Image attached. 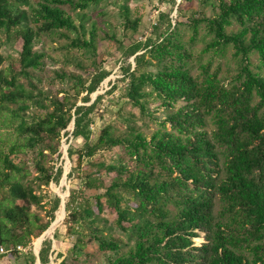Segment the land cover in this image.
<instances>
[{"label":"trees","instance_id":"obj_1","mask_svg":"<svg viewBox=\"0 0 264 264\" xmlns=\"http://www.w3.org/2000/svg\"><path fill=\"white\" fill-rule=\"evenodd\" d=\"M101 1L0 0V247L5 255L18 256V246L28 249L55 220L46 222L33 212L41 198L25 180L33 167L50 185L54 177L48 166L73 120L72 111L81 95L94 92L102 80L89 88L82 76L62 71L57 78L73 80V86L63 98L50 96L32 78L46 56L36 45L45 36L60 35L68 37L66 48L96 57L97 26L88 29L86 18L74 20L66 10L80 13ZM198 2L201 8L211 7L213 15L191 21L192 38L205 23L213 34L207 49L233 47L239 60L235 82L226 84L210 64L195 74L184 45L172 35L161 36L150 52L157 72L133 76L128 94L142 114L148 97L172 111L164 124L170 131L148 140L142 133L123 137L107 126L94 144L77 152L73 166L74 179L86 189H105L97 197L98 210L106 199L116 228L130 233L135 244L123 252L124 243L105 235L89 201L79 205V192L70 189L63 225L76 239L75 258L97 243L111 255L107 264H264V0ZM129 16L124 8L125 28L136 32L139 20ZM18 43L19 68L1 53ZM74 66L87 71L82 62ZM31 106L45 113L21 117ZM117 147L126 149L139 167L99 166L109 179L105 188L101 176L86 175L82 167L85 159ZM129 202L138 206L132 209ZM201 235L205 243L198 247L194 240Z\"/></svg>","mask_w":264,"mask_h":264},{"label":"rangeland","instance_id":"obj_2","mask_svg":"<svg viewBox=\"0 0 264 264\" xmlns=\"http://www.w3.org/2000/svg\"><path fill=\"white\" fill-rule=\"evenodd\" d=\"M124 8L129 10L131 20H139V27L136 32L125 28L123 17ZM188 8V9H187ZM25 10H29L26 6ZM74 20L86 18L85 23L88 29L96 25L97 52L96 57L85 51L70 49L67 52L68 37L60 35L45 36L36 45V50L46 53L43 65L34 71L33 80L45 93L50 96L63 98L72 88L73 80L61 81L56 74L66 71L69 74L82 76L87 81V87H92L95 81L99 80L97 89L89 94L85 92L77 102L76 108L72 111L73 120L69 127L62 132L60 149L54 156V162L49 163V169L53 174V180L49 186H45L41 176L31 167L30 175L25 183L33 187L34 193L41 198L38 206H33L35 214L42 216L47 222L55 218L49 230L39 239H36L27 252L19 253L18 256L3 255L0 260L2 264H107L110 253L102 252L97 243L87 245L85 256L75 258L71 250L75 244V237L67 234V228L63 225L66 214V202L69 197V190L79 192L78 204L88 207L96 216H99L100 223L105 235L110 234L124 243L123 252L134 246L135 242L130 233H124L116 228V220L112 210L106 204V199L100 201L103 210H98V198L104 195L105 189H86L79 180L74 179L73 172L76 154L88 146L94 144L105 127L112 126L118 135L132 137L131 134L142 133L148 140L157 133L170 131V126L164 127L172 111L162 107L160 101L155 97H148L146 102V113L142 114L129 98L130 81L133 76H140L141 73H155L158 70L157 63L151 60L152 47L163 41L161 36L172 35L178 39L187 52L192 55L189 64L195 74L200 71L198 68L203 64H210L212 70H218L220 78L226 84H234L238 73L239 60L234 56L233 47L223 49H207L213 41V34L205 23L200 24L199 34L193 39L191 21L203 17H211V7L201 8L198 0H104L98 4H90L84 10L72 12L66 10ZM79 24V23H78ZM238 28V26H235ZM64 36L70 32L63 31ZM105 34L113 37L107 38ZM164 36V37H165ZM14 45V47H13ZM8 44L1 53L13 60L19 68L20 43ZM13 47V48H12ZM72 64L70 62L74 61ZM251 60L257 64V55H252ZM82 62L87 69L86 72L74 66ZM21 84L27 85L25 78L20 79ZM71 94H74L71 92ZM49 106L48 101L45 103ZM181 105H177L178 110ZM174 112V111H173ZM43 109L31 106L25 110L21 117L30 118L36 115L42 116ZM132 130V132H128ZM71 153V156H70ZM121 166L126 165L134 170L139 167V162L131 158L129 152L121 147L108 151L98 152L95 156L85 159L83 172L89 176H101L103 183L109 185V179L105 173L100 174L99 166ZM156 172H161L156 166ZM40 178V180H39ZM129 206L135 209L138 204L129 202ZM175 212L173 207H170ZM205 243L201 235L194 240L196 246ZM42 253V256L40 254ZM45 258V261H44Z\"/></svg>","mask_w":264,"mask_h":264},{"label":"built area","instance_id":"obj_3","mask_svg":"<svg viewBox=\"0 0 264 264\" xmlns=\"http://www.w3.org/2000/svg\"><path fill=\"white\" fill-rule=\"evenodd\" d=\"M19 253H23V252H27V250L21 246H18L16 249ZM5 255V250L3 249V247H0V259L1 257Z\"/></svg>","mask_w":264,"mask_h":264},{"label":"crops","instance_id":"obj_4","mask_svg":"<svg viewBox=\"0 0 264 264\" xmlns=\"http://www.w3.org/2000/svg\"><path fill=\"white\" fill-rule=\"evenodd\" d=\"M3 260H0V264H2Z\"/></svg>","mask_w":264,"mask_h":264}]
</instances>
